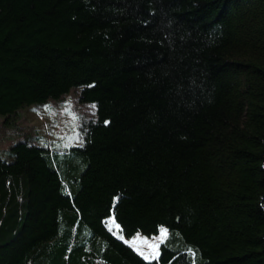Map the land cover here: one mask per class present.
<instances>
[{"label": "trees", "instance_id": "16d2710c", "mask_svg": "<svg viewBox=\"0 0 264 264\" xmlns=\"http://www.w3.org/2000/svg\"><path fill=\"white\" fill-rule=\"evenodd\" d=\"M74 89L81 144L0 153V264H264V0H0V117Z\"/></svg>", "mask_w": 264, "mask_h": 264}, {"label": "rangeland", "instance_id": "374dc122", "mask_svg": "<svg viewBox=\"0 0 264 264\" xmlns=\"http://www.w3.org/2000/svg\"><path fill=\"white\" fill-rule=\"evenodd\" d=\"M95 105L80 101V90L74 89L59 100H49L42 105H33L20 110L16 119L6 124L0 117V153L9 150L18 141L49 147L63 151L82 141V124L95 117ZM109 226L116 235L121 236L128 244L143 252V256L152 260L154 249L150 245H160L167 236L166 228L153 237L141 234L126 239L120 232V227L113 219ZM166 231V235L164 234Z\"/></svg>", "mask_w": 264, "mask_h": 264}, {"label": "snow or ice", "instance_id": "6c2138e0", "mask_svg": "<svg viewBox=\"0 0 264 264\" xmlns=\"http://www.w3.org/2000/svg\"><path fill=\"white\" fill-rule=\"evenodd\" d=\"M166 235V231L164 233ZM150 247H152L154 249V253H153V256L152 258L153 259H156L158 258L157 255H156V251L158 250V245H150ZM139 251V249H137ZM141 255H144L143 252L140 253ZM145 259H149V257L145 256Z\"/></svg>", "mask_w": 264, "mask_h": 264}]
</instances>
